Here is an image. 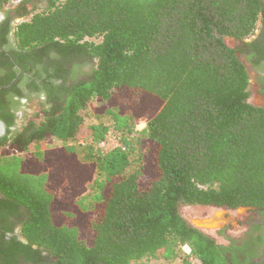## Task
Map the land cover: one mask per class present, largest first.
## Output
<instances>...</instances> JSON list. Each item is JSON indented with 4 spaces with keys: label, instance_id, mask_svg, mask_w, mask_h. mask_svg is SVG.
<instances>
[{
    "label": "trees",
    "instance_id": "obj_1",
    "mask_svg": "<svg viewBox=\"0 0 264 264\" xmlns=\"http://www.w3.org/2000/svg\"><path fill=\"white\" fill-rule=\"evenodd\" d=\"M6 6L21 18L15 61L32 72L44 60L51 71L32 84L45 102L13 130L2 97L16 83L0 88V264H264V234L219 243L179 211L264 210V106L249 100L238 55L258 64L264 0H0ZM258 22L260 36L245 41ZM88 61L86 76L68 82ZM108 133L117 144L102 150ZM54 138L58 149L46 144Z\"/></svg>",
    "mask_w": 264,
    "mask_h": 264
},
{
    "label": "flooded vegetation",
    "instance_id": "obj_2",
    "mask_svg": "<svg viewBox=\"0 0 264 264\" xmlns=\"http://www.w3.org/2000/svg\"><path fill=\"white\" fill-rule=\"evenodd\" d=\"M9 7L11 8L13 6H6L3 10L0 11V80H3L12 72H15V76L20 73L18 75L19 80L17 78L18 81L16 80L14 82L16 83L15 88L11 89L10 91H7L5 94H3L2 97V103L4 105L3 110L14 112V115L16 116L15 123L13 124L14 126L10 128L11 130H13L14 128L19 126L20 122L23 120V117L25 115H28V109L30 108L32 101L36 102V106L38 107L37 110H39L40 108V103L45 102L44 92H38L34 90L32 88V84L40 83L41 78L39 76L45 77V71L48 70V72H50L51 66L43 60L42 62L35 63L31 72L30 70L24 71L15 61L12 55L15 49V40L13 32L15 25L21 18L14 16L12 18L7 17L6 11L10 9ZM261 27V22H258L254 33L244 40L253 41L257 39L260 36ZM231 43L233 44V41H231ZM257 44V50L254 55V59H258L257 65L247 59L248 52L238 55L240 58L243 59V62L246 65V69L250 76L251 94L249 100L255 106H264V41L259 42ZM26 64L28 67H30V63ZM91 68V61H88L85 65L75 67L73 69L74 73H72V75L68 77L67 81L70 82V80L73 79V77L75 76H78L79 78H84L86 74L91 70ZM33 72L36 73L37 76L33 75ZM80 72H83V74H80ZM251 75H253L252 79L254 80L253 87L251 86ZM60 81V79L57 80V82ZM189 207H195L200 209L203 212L202 214L200 212V218H208L217 214H222L224 216L223 220L216 222L215 227L210 229H200L208 234L209 231L214 232L216 238L222 239L223 244L229 243L230 241H236L240 244L242 240H247L248 234L250 232L253 233L252 236L254 239L258 238V234H264V210L262 211L254 207L248 206L228 208L214 205H193ZM21 214L22 209H19L17 215L9 219V221L11 222L10 224L16 222L19 216H21ZM194 219H196V216H188L186 220L192 225V221ZM18 232L19 224H16L12 234H18ZM12 234L6 233L5 238H9L10 236H12ZM256 244L257 251L260 252L261 245L259 242ZM261 256L256 257L255 260H259Z\"/></svg>",
    "mask_w": 264,
    "mask_h": 264
},
{
    "label": "rangeland",
    "instance_id": "obj_3",
    "mask_svg": "<svg viewBox=\"0 0 264 264\" xmlns=\"http://www.w3.org/2000/svg\"><path fill=\"white\" fill-rule=\"evenodd\" d=\"M17 1H18V0H11L12 5H14ZM226 41L229 42V43H231V40H229V39L226 40ZM231 44H232V43H231ZM241 59H242V58H241ZM242 60H243V59H242ZM252 77H253V75H251V83H252L251 86L253 87V81H254V80L252 79ZM101 107H102V105H101L99 102H93V111H94V112H100V111H101ZM37 109H38V107L36 106V102H35V101H32V103H31V105H30V108L28 109V110H29V112H28V116L31 115L32 113L36 112ZM86 110H87V109H86ZM86 110L81 111V114L84 115L85 121H86L87 123L96 122L97 120H96L95 118L90 117V116L86 113ZM33 111H34V112H33ZM102 120H103L104 122H108L105 118H102ZM137 125H138V129L142 128V127L144 126V121H143V119H141V118L138 119V120H137ZM86 140H87V138H86ZM106 141H107L106 146H107V147H110V148L113 147L115 143H117V142H116V139L114 138V136H113L111 133H108V135L106 136ZM46 144H49V145H48L49 147H53L54 149H58V147H59V145H60V142L54 138V139H52V141H51L50 139H48V140L46 141ZM112 145H113V146H112ZM29 155H30V154H29ZM136 165H137V164L130 165V166L126 169L125 173H130L131 171H133V170L136 168ZM84 190H85V188H84ZM84 190H83V191H84ZM179 211H180L181 215H182L185 219H187L188 216H191V217L196 216V218H200L199 216L203 213L200 209L195 208V207H189V205L181 206V207L179 208ZM200 212H201V214H200ZM209 234H210L214 239H216L217 242L222 243V239H218V238H216V235L214 234V232H212V231L210 232V231H209ZM223 242H224V241H223ZM148 263H149V264H162L161 261H159V260H155V259H154V260H149Z\"/></svg>",
    "mask_w": 264,
    "mask_h": 264
},
{
    "label": "water",
    "instance_id": "obj_4",
    "mask_svg": "<svg viewBox=\"0 0 264 264\" xmlns=\"http://www.w3.org/2000/svg\"><path fill=\"white\" fill-rule=\"evenodd\" d=\"M19 74L20 73H18V75ZM18 75H16L9 83L0 85V88L10 86L12 83H14L17 80ZM7 129H8V126L6 122L0 117V138L6 135ZM223 218L224 216L222 214H217L215 216L208 217V218H196L192 221V225L198 229H210V228L215 227L216 222L223 220Z\"/></svg>",
    "mask_w": 264,
    "mask_h": 264
},
{
    "label": "built area",
    "instance_id": "obj_5",
    "mask_svg": "<svg viewBox=\"0 0 264 264\" xmlns=\"http://www.w3.org/2000/svg\"><path fill=\"white\" fill-rule=\"evenodd\" d=\"M138 128V125L136 126ZM107 144V141H106V137L104 140H102L100 143H99V147L102 149V150H108L110 149V147H107L106 146ZM117 143H115L114 145H116ZM113 146V145H112ZM183 250L188 254L190 249L187 245H184L183 246ZM191 262L192 264H200V262L197 260V259H191Z\"/></svg>",
    "mask_w": 264,
    "mask_h": 264
}]
</instances>
